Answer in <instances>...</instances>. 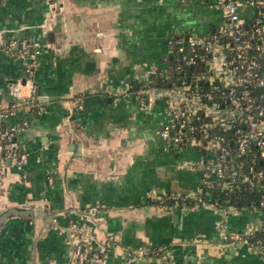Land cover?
<instances>
[{
	"label": "crops",
	"instance_id": "crops-1",
	"mask_svg": "<svg viewBox=\"0 0 264 264\" xmlns=\"http://www.w3.org/2000/svg\"><path fill=\"white\" fill-rule=\"evenodd\" d=\"M218 1L0 0V39L29 43L42 107L4 119L27 121L16 134L27 162L0 175V264H70L69 238L48 223L55 217L64 227L81 213L121 248L109 264H122V249L135 253L125 264H264V250L221 242L230 231L257 232L259 217L222 197L214 178L212 200L169 204L172 194L197 192L203 175L190 163L204 153L164 149V103L142 106L132 93L163 63L168 37H205L221 23ZM25 62L0 47V110L24 82Z\"/></svg>",
	"mask_w": 264,
	"mask_h": 264
},
{
	"label": "built area",
	"instance_id": "built-area-1",
	"mask_svg": "<svg viewBox=\"0 0 264 264\" xmlns=\"http://www.w3.org/2000/svg\"><path fill=\"white\" fill-rule=\"evenodd\" d=\"M218 6L222 10L221 23L207 36L173 35L166 39L169 53L163 65L173 53L181 67L203 63L204 72L159 87L154 84L151 71L144 74L132 93L142 106L157 99L164 103L167 118L159 131L164 149L190 145L204 153L190 163L200 168L203 175L197 192L172 194L169 204L204 203L211 177L222 185L224 194L235 195L238 200L250 189L255 200L247 205L258 213L257 232L230 231L220 238L224 245L264 250V0H219ZM247 7L253 13L242 18L240 10ZM0 47L8 54L26 58V78L23 83L14 84V100L8 108L0 110V175H4L9 164L20 168L27 162V155L16 140V134L25 129L27 121L6 124L4 119L22 106L36 111L42 107L33 82L37 64L35 54L28 53L29 43L12 40L4 44L0 39ZM75 102L82 109L80 99ZM48 224L69 238L70 264H109L110 251L120 248L111 235L100 239L96 223L83 213L64 227L58 225L55 217ZM134 254L122 249L121 263H131Z\"/></svg>",
	"mask_w": 264,
	"mask_h": 264
},
{
	"label": "trees",
	"instance_id": "trees-1",
	"mask_svg": "<svg viewBox=\"0 0 264 264\" xmlns=\"http://www.w3.org/2000/svg\"><path fill=\"white\" fill-rule=\"evenodd\" d=\"M205 66L203 63H198L193 66L181 67L177 58L172 54H169L166 65H158L153 72L150 73V76L156 86L168 87L171 84H177L182 79H186L190 75L196 74L200 75L204 72ZM224 194V192H223ZM222 194V197L229 199L230 202L236 203L238 206L250 204L254 202L255 193L248 189L243 196V199H236L235 195Z\"/></svg>",
	"mask_w": 264,
	"mask_h": 264
},
{
	"label": "water",
	"instance_id": "water-1",
	"mask_svg": "<svg viewBox=\"0 0 264 264\" xmlns=\"http://www.w3.org/2000/svg\"><path fill=\"white\" fill-rule=\"evenodd\" d=\"M55 33H58V34H60L59 33V26L58 27H56L55 28V30L54 31H49L48 33H47V36H48V38H50V40H49V42L50 43H53L54 42V34ZM184 37L185 38H187L188 37V35H184ZM58 41H56V43H57ZM220 192V190L219 189H213V188H206V191H205V194H206V199H213L212 198V195L214 194V192ZM211 196V197H210Z\"/></svg>",
	"mask_w": 264,
	"mask_h": 264
}]
</instances>
